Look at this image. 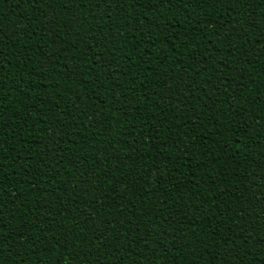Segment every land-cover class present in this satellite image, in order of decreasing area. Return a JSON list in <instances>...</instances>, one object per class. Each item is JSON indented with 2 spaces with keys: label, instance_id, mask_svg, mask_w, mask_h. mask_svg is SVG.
<instances>
[{
  "label": "trees",
  "instance_id": "1",
  "mask_svg": "<svg viewBox=\"0 0 264 264\" xmlns=\"http://www.w3.org/2000/svg\"><path fill=\"white\" fill-rule=\"evenodd\" d=\"M264 0H0V264H264Z\"/></svg>",
  "mask_w": 264,
  "mask_h": 264
},
{
  "label": "snow or ice",
  "instance_id": "2",
  "mask_svg": "<svg viewBox=\"0 0 264 264\" xmlns=\"http://www.w3.org/2000/svg\"><path fill=\"white\" fill-rule=\"evenodd\" d=\"M262 38H264V37H262ZM261 243L264 244V240H262Z\"/></svg>",
  "mask_w": 264,
  "mask_h": 264
}]
</instances>
